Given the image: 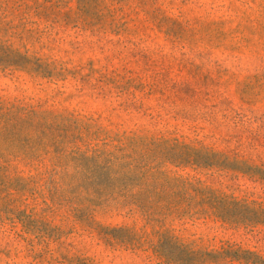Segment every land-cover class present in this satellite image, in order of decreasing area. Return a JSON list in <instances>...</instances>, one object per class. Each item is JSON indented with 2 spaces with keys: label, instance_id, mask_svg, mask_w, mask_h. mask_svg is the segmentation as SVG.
<instances>
[{
  "label": "rangeland",
  "instance_id": "374dc122",
  "mask_svg": "<svg viewBox=\"0 0 264 264\" xmlns=\"http://www.w3.org/2000/svg\"><path fill=\"white\" fill-rule=\"evenodd\" d=\"M0 264H264V0H0Z\"/></svg>",
  "mask_w": 264,
  "mask_h": 264
}]
</instances>
